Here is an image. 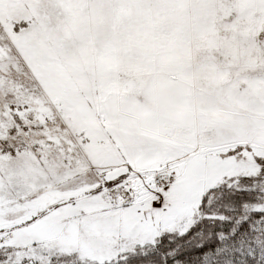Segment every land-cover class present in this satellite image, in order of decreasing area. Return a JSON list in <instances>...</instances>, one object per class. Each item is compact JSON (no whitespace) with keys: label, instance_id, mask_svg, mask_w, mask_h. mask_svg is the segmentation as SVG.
<instances>
[{"label":"snow or ice","instance_id":"obj_1","mask_svg":"<svg viewBox=\"0 0 264 264\" xmlns=\"http://www.w3.org/2000/svg\"><path fill=\"white\" fill-rule=\"evenodd\" d=\"M0 264H264V0H0Z\"/></svg>","mask_w":264,"mask_h":264}]
</instances>
